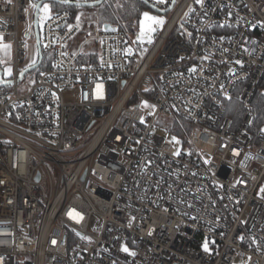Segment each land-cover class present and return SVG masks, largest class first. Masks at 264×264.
Listing matches in <instances>:
<instances>
[{"label": "built area", "instance_id": "2783aa9c", "mask_svg": "<svg viewBox=\"0 0 264 264\" xmlns=\"http://www.w3.org/2000/svg\"><path fill=\"white\" fill-rule=\"evenodd\" d=\"M40 2L0 0V264H264V0H148L175 2L152 43L50 0L23 89Z\"/></svg>", "mask_w": 264, "mask_h": 264}, {"label": "rangeland", "instance_id": "374dc122", "mask_svg": "<svg viewBox=\"0 0 264 264\" xmlns=\"http://www.w3.org/2000/svg\"><path fill=\"white\" fill-rule=\"evenodd\" d=\"M110 1L108 0L106 5L109 3ZM31 8V15L28 16L27 21L22 22L20 25V30L22 32V35L28 45V51H27V55H26V62H25V67H28L31 65V62L33 59H35L36 61L38 60V55H37V46H36V41L34 39V37L32 36V32H33V24H34V18H33V12H34V8ZM147 12H149L150 15H154V16H158L161 17L165 20V24L162 28L157 27V30L154 34H149L151 36V40L152 42H154L156 40V37L159 35V33H161L166 24L168 23V21L171 18L172 12L167 13V14H159L157 12L154 11H149V10H145ZM143 11V12H145ZM113 14H115L114 12L116 11H112ZM102 14V13H101ZM101 14L99 13V11H97L96 8H78V11L76 12V17L79 16L80 17V21H79V26L81 28H83V31H89V30H94L96 26H98V24L100 23L101 20ZM143 19V16L140 17L138 24L136 26H133V31H129V35L132 38V40L137 41V36L140 34V22ZM77 21V20H76ZM78 23V22H77ZM101 25V24H99ZM88 26H92L93 29H89ZM102 26V25H101ZM138 28V29H137ZM26 31H30V36L26 37ZM143 42H147V40H144ZM151 42V43H152ZM3 59L5 61H8V66L11 65V59L12 56L9 52V54H4ZM27 83H29V81L27 79H24L21 83V88L23 89H27ZM65 97L66 99L69 98V94L65 93ZM170 121V119L166 116H160V119L158 121L159 126H158V133L162 134L166 137H169L172 139L173 136H175L179 141L180 144L175 145V148H179L180 149V153L184 151L183 149V142L181 141V139L179 137H177V135L175 134H171L169 133L166 129L163 128L162 124ZM248 260L245 259H239L236 264H247Z\"/></svg>", "mask_w": 264, "mask_h": 264}, {"label": "snow or ice", "instance_id": "6c2138e0", "mask_svg": "<svg viewBox=\"0 0 264 264\" xmlns=\"http://www.w3.org/2000/svg\"><path fill=\"white\" fill-rule=\"evenodd\" d=\"M9 3H11V0H8ZM63 3H69V0H62ZM145 3L148 2V0H144ZM195 2L197 4H203V0H195ZM156 4H160L163 5L166 3V0H155ZM31 7L34 8L37 11V23L40 22H46L48 20L52 19V4L50 2V0H41L40 3H32ZM25 11H27V9H25ZM143 19L140 22V34L137 36V41L143 42L144 40H147L148 43H151V36L149 34H154L157 30V27L162 28L165 24V20L161 17L158 16H154V15H150L149 12L145 11L142 14ZM77 20V27H79V21H80V17L77 16L76 17ZM69 32L72 31L71 26H69ZM112 31H116V29H112ZM191 35V34H189ZM0 40H3V37H0ZM39 43V41H38ZM45 48L48 47V45H44ZM11 49V45L10 44H3L2 46H0V51H4V53L7 55L9 54ZM37 55H40V51L39 48L37 49ZM61 55H66V53H61ZM75 55V54H73ZM37 61L35 59L32 60L31 62V66L35 67ZM101 66L103 67V63L101 64ZM53 67H56V65H53ZM25 71H27V69H25ZM192 72H195L196 69L193 68L191 69ZM6 75L11 76L12 75V69L9 67L5 70ZM43 74V73H42ZM21 75H23V73H21ZM97 89L99 90L98 92V98H102L103 96V84L102 83H98L97 84ZM225 99H231V97L229 96H225ZM142 107L144 108H149V109H154V105H150L147 101H143L142 102ZM19 118V117H17ZM141 123H144L143 120H141ZM172 142L176 145L180 144V141L173 136L172 137ZM137 143H139V141H137ZM180 153V149L176 148V150L173 152L174 156H179ZM205 163H209L207 160H205ZM193 175H195V173H193ZM262 192H264V188L261 189ZM181 203H183V201H181ZM189 207H191V205H189ZM69 215H73V213H69ZM76 215H79L78 213ZM132 219H135L134 217ZM195 219V218H193ZM129 227H131V223L129 224ZM84 238V237H82ZM243 239V238H241ZM255 242V241H254ZM204 251L207 252L208 249V245L207 242H205V244L203 245ZM121 251L127 253L130 256H135L136 253L134 251H130V249L126 246V245H122L121 246Z\"/></svg>", "mask_w": 264, "mask_h": 264}, {"label": "trees", "instance_id": "16d2710c", "mask_svg": "<svg viewBox=\"0 0 264 264\" xmlns=\"http://www.w3.org/2000/svg\"><path fill=\"white\" fill-rule=\"evenodd\" d=\"M109 1L110 2L107 5H106L107 2H105L101 7L96 8L100 14L102 13L99 24L103 25L107 22L120 23L123 29L128 32L133 31V26H136L138 24V21L142 16L143 11L145 10L152 11L149 8V6L142 0H109ZM66 8H69L76 17V12L78 11L77 7L66 6ZM112 11H116L114 12L115 14H113ZM49 57H50L49 53L43 52V62L40 68L38 70L29 73L25 77V79H27L29 82L35 80L39 72L45 69L47 66H49L50 64Z\"/></svg>", "mask_w": 264, "mask_h": 264}, {"label": "water", "instance_id": "95a60500", "mask_svg": "<svg viewBox=\"0 0 264 264\" xmlns=\"http://www.w3.org/2000/svg\"><path fill=\"white\" fill-rule=\"evenodd\" d=\"M105 1L106 0H101L99 2H94V3H73V2H69V3H62V4L66 5V6H70V7H77V8H99L105 3ZM142 1L144 2V0H142ZM146 4L154 12H157L159 14H167V13H170V11L173 9L175 2H173L172 6L168 10H165V11L158 10L155 7L149 5L148 3H146ZM112 28L113 27L111 24H105L104 25V29H106V30H112ZM34 31H35L36 46H37V49L39 48L40 55H38V61L35 65V67L30 66V67L26 68L27 71H25V69L23 70V72H22L23 75L20 76L19 81L23 80L27 74L37 70L42 63V48H41V41H40L39 23H37V11H35V15H34ZM27 36H29V35H27ZM38 41H39V43H38Z\"/></svg>", "mask_w": 264, "mask_h": 264}, {"label": "flooded vegetation", "instance_id": "af4514ba", "mask_svg": "<svg viewBox=\"0 0 264 264\" xmlns=\"http://www.w3.org/2000/svg\"><path fill=\"white\" fill-rule=\"evenodd\" d=\"M32 36L34 37L35 36V31L33 30V32H32Z\"/></svg>", "mask_w": 264, "mask_h": 264}]
</instances>
